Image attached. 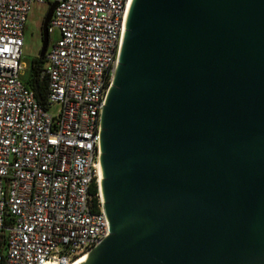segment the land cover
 Listing matches in <instances>:
<instances>
[{"label":"water","instance_id":"95a60500","mask_svg":"<svg viewBox=\"0 0 264 264\" xmlns=\"http://www.w3.org/2000/svg\"><path fill=\"white\" fill-rule=\"evenodd\" d=\"M101 127L81 264H264V0H133Z\"/></svg>","mask_w":264,"mask_h":264},{"label":"built area","instance_id":"2783aa9c","mask_svg":"<svg viewBox=\"0 0 264 264\" xmlns=\"http://www.w3.org/2000/svg\"><path fill=\"white\" fill-rule=\"evenodd\" d=\"M34 1L0 0V264H72L110 230L101 118L133 0H38L58 2L49 32L61 33L46 54V105L21 80Z\"/></svg>","mask_w":264,"mask_h":264},{"label":"rangeland","instance_id":"374dc122","mask_svg":"<svg viewBox=\"0 0 264 264\" xmlns=\"http://www.w3.org/2000/svg\"><path fill=\"white\" fill-rule=\"evenodd\" d=\"M50 3L35 0L31 4L28 14V20L25 28V38L22 52L21 80L27 82L31 77L32 62L36 57L40 56L42 47L41 26L43 19L50 8ZM61 38L58 28L52 27L49 32V47ZM48 47V48H49ZM60 105L55 104L49 108L52 115H57L60 111Z\"/></svg>","mask_w":264,"mask_h":264},{"label":"trees","instance_id":"16d2710c","mask_svg":"<svg viewBox=\"0 0 264 264\" xmlns=\"http://www.w3.org/2000/svg\"><path fill=\"white\" fill-rule=\"evenodd\" d=\"M46 63V56L36 57L32 62L31 77L26 82V85L36 92L39 102L43 105L48 103V78H43ZM93 193H98L97 186Z\"/></svg>","mask_w":264,"mask_h":264},{"label":"bare ground","instance_id":"6f19581e","mask_svg":"<svg viewBox=\"0 0 264 264\" xmlns=\"http://www.w3.org/2000/svg\"><path fill=\"white\" fill-rule=\"evenodd\" d=\"M102 178H103V172H101ZM87 256H81L78 259H76V261H74V263L72 264H81L82 262H84L86 260Z\"/></svg>","mask_w":264,"mask_h":264},{"label":"flooded vegetation","instance_id":"af4514ba","mask_svg":"<svg viewBox=\"0 0 264 264\" xmlns=\"http://www.w3.org/2000/svg\"><path fill=\"white\" fill-rule=\"evenodd\" d=\"M44 19H45V17H44ZM44 19H43L42 26H41V41H42V45H43V31H42V27H43ZM40 52H41V50H40Z\"/></svg>","mask_w":264,"mask_h":264}]
</instances>
